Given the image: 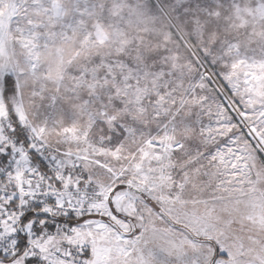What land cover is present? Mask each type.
<instances>
[{
	"label": "snow or ice",
	"instance_id": "1",
	"mask_svg": "<svg viewBox=\"0 0 264 264\" xmlns=\"http://www.w3.org/2000/svg\"><path fill=\"white\" fill-rule=\"evenodd\" d=\"M0 264H264V0H0Z\"/></svg>",
	"mask_w": 264,
	"mask_h": 264
}]
</instances>
